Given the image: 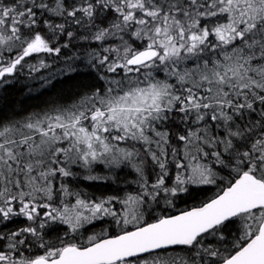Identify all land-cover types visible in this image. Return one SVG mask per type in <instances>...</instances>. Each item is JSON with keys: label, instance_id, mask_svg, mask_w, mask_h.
I'll list each match as a JSON object with an SVG mask.
<instances>
[{"label": "snow or ice", "instance_id": "snow-or-ice-1", "mask_svg": "<svg viewBox=\"0 0 264 264\" xmlns=\"http://www.w3.org/2000/svg\"><path fill=\"white\" fill-rule=\"evenodd\" d=\"M0 264H264V0H0Z\"/></svg>", "mask_w": 264, "mask_h": 264}, {"label": "trees", "instance_id": "trees-1", "mask_svg": "<svg viewBox=\"0 0 264 264\" xmlns=\"http://www.w3.org/2000/svg\"><path fill=\"white\" fill-rule=\"evenodd\" d=\"M20 85H17L15 88L11 89V97L10 98H13V97H18L21 95L20 91ZM215 192V188H211L207 193L206 195L208 197H210L213 193ZM205 197L204 196H201L199 199H204ZM191 203V202H190ZM185 207L184 204H178L177 205V211L180 210V209H183Z\"/></svg>", "mask_w": 264, "mask_h": 264}]
</instances>
